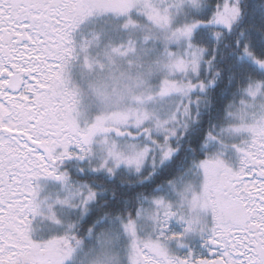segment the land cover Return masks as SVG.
<instances>
[{"label": "snow or ice", "instance_id": "snow-or-ice-1", "mask_svg": "<svg viewBox=\"0 0 264 264\" xmlns=\"http://www.w3.org/2000/svg\"><path fill=\"white\" fill-rule=\"evenodd\" d=\"M133 10L164 40L157 94L178 102L167 118L143 107H117L82 127L78 91L66 75L75 53L72 33L100 13L128 16L123 28L134 29ZM177 14L181 22L173 25ZM136 52L129 39L105 48L103 59L86 57L85 64L115 78L117 59L131 68ZM233 89L240 99L228 105L235 121L228 131L249 134L234 145L238 169L218 157L203 160L201 190L186 186L176 203L154 198L153 207L137 214L154 222L153 232L138 236L121 193L135 200L170 175L198 144L202 125L195 121L204 117L203 108L211 112ZM133 99L142 105L152 96ZM94 142L101 145L103 171L81 195L82 205L97 200L84 220L95 245L84 264H119L113 252L119 228L131 238L129 264H264V0H0V264H64L82 245L70 234L32 239L31 217L39 214L34 181L64 180L56 162L83 160ZM225 208L239 218L224 219ZM201 212L211 213L210 224ZM173 217L185 224L183 233L168 232ZM190 232L204 235L206 255L170 251L169 241Z\"/></svg>", "mask_w": 264, "mask_h": 264}, {"label": "rangeland", "instance_id": "rangeland-1", "mask_svg": "<svg viewBox=\"0 0 264 264\" xmlns=\"http://www.w3.org/2000/svg\"><path fill=\"white\" fill-rule=\"evenodd\" d=\"M133 12H135V10L129 15ZM127 19L128 16H116L113 13L94 14L81 22L72 33L75 53L73 59L66 67V75L70 86L79 90L78 99L80 102L77 108V120L82 127L93 122L95 117L100 115L102 111L101 105L98 104L87 88V81L91 78L90 74H95L99 69L95 65H93L91 69L87 67L85 64L86 57L89 61L103 59L102 53L105 48L110 45L126 43L129 39L134 40L137 49L139 48L142 50L147 57L156 58L162 56L164 40L148 25L145 17L136 12V19L134 20L137 21L138 26L134 29L123 28ZM181 19V15H175L172 21L173 25L179 24ZM145 37H148V39L146 40ZM171 47H176V45L173 44ZM114 71L117 73L118 69L116 68ZM163 78L164 74L161 72L154 74L149 79L148 87L151 89L149 95L152 96V99L146 100L144 103V107L159 118H167L178 102V98L176 97H161L157 94ZM227 116L228 119L225 126L217 128L216 132L213 130V133H209L204 148L210 152L212 149H219L225 146L227 149V156H220V153L225 151H216L211 155L210 159L218 157L228 166H234L240 161V156L238 155L240 153L237 152L234 145H239L242 141L248 139L249 134L246 132H229V127L233 125L235 121L228 114ZM196 122L197 120L195 123ZM96 140H100V137H97ZM91 147L92 151L89 155L85 156L83 160L79 159V155L65 157L62 160L69 161L73 159V162L81 167V171L100 174L103 171L98 167V163L103 155L101 145L94 142ZM70 151L78 152V149H76L75 146H71ZM60 161L56 162L55 167L57 169V174H65L66 178L64 180L42 176L34 181V184L38 188L36 202L39 204V214L31 217L30 235L32 239L38 242L46 241L53 237H61L66 234L81 238L82 245L74 250L72 256L66 259L64 264H84L85 253L91 252L95 245L90 242L87 233L84 232L83 236H81L82 231L78 228V219L83 220L85 218L88 213V208L93 203L94 199L89 201L87 205H82L80 201L84 191L87 188L93 187L94 184L73 180L69 171L63 166H60L62 164ZM200 164L201 162L193 161L191 166L189 165V167H186L189 169H187L183 176L169 182L166 187L159 189L156 196L147 199V202L145 201L146 205L137 209L135 215L132 217L137 219L138 236L144 237L153 232L155 227L154 222L148 219H142L138 217L137 214L144 209L153 207L154 198L163 197L172 203H176L180 198L179 193L183 191L186 186L191 185L192 190L195 192L201 190L203 171L202 168H200ZM98 193H101V191ZM61 201L67 202L61 203ZM50 215H55L56 221H59V223L49 219ZM200 215L209 224L211 223L210 212H201ZM184 228L185 224L175 217L168 221V232L170 234L183 233ZM203 239H205V237L201 233L190 232L185 234L179 242L176 240L169 241L168 247L170 251L177 256L184 257L191 253L193 256L198 257L202 256L203 252L207 253V249L202 250V253L199 251L197 253L193 251L191 246L196 241H200L201 244ZM130 244V236L125 233L122 228H119L113 243V252L119 264H129L128 252L130 250Z\"/></svg>", "mask_w": 264, "mask_h": 264}, {"label": "clouds", "instance_id": "clouds-1", "mask_svg": "<svg viewBox=\"0 0 264 264\" xmlns=\"http://www.w3.org/2000/svg\"><path fill=\"white\" fill-rule=\"evenodd\" d=\"M134 64L130 68L126 61L117 59V73L113 74L105 70L90 74L91 78L87 81V88L92 96L101 105L102 111L112 110L114 108L126 107H144V104L137 105L133 99L136 96L147 97L151 91L148 87L149 79L156 73H161L159 65L162 63V57L149 58L145 53L137 49L134 56L129 57ZM123 72V78L119 73ZM78 97H79V90ZM238 213L230 208L224 209V219L235 222L238 219Z\"/></svg>", "mask_w": 264, "mask_h": 264}, {"label": "trees", "instance_id": "trees-1", "mask_svg": "<svg viewBox=\"0 0 264 264\" xmlns=\"http://www.w3.org/2000/svg\"><path fill=\"white\" fill-rule=\"evenodd\" d=\"M131 17L133 19H136V12H133L131 14ZM119 21H122V20H119ZM239 99H240V94L236 92L235 89H233L232 91L226 92L224 94L223 99L215 105L214 110H212L211 112H209V108L211 106H206L203 108L205 115L202 119L198 118V121L196 122L197 124L202 125V134L200 136L197 146L195 148H190L185 158L179 164V166L174 167V170L170 175H165L161 177L158 184L155 185L151 191L141 189L142 195L140 196V198H137L135 200H130L129 196L126 193H121V196L125 202L124 215L129 214L131 216H134L137 209L146 205L147 199H150L156 196L159 192V189L166 187L169 184V182L173 180H177L178 178L183 176L185 174L184 172H185L186 167H188V165H190L193 161L204 157V151L202 150V148L204 146V143L206 142L207 135L214 129H217L219 127H223L226 125L228 105L233 102H238ZM73 161H74L73 159L69 161L62 160L60 161L62 163L60 166H63L66 170L69 171L73 180L75 181L78 180L80 182H87L88 184H95L96 181L94 177L99 174L81 171V167L77 166L78 164L74 163ZM101 193L104 194L103 191H101ZM101 193L99 194L103 195ZM96 203H97V200L94 199L93 203L89 206L88 213L92 211L91 206L95 205ZM78 220H79L78 228L80 229V231H82L81 233H84L85 232L84 231L85 218L83 220L81 219H78Z\"/></svg>", "mask_w": 264, "mask_h": 264}, {"label": "flooded vegetation", "instance_id": "flooded-vegetation-1", "mask_svg": "<svg viewBox=\"0 0 264 264\" xmlns=\"http://www.w3.org/2000/svg\"><path fill=\"white\" fill-rule=\"evenodd\" d=\"M205 146V145H204ZM204 146H203V148H202V150L204 151V157L203 158H200V159H198V161L197 162H202L203 160H206V159H210V157H211V155H213V153H215L216 151H220V152H223V151H225V152H223V153H220V156H227L228 154H227V149H226V147L224 148V147H220L219 149H212V150H210V152L209 151H207L205 148H204ZM239 156H240V158H241V154H238ZM239 158V159H240ZM239 164H240V161H239V163L237 164H235L234 166H230V167H232L234 170L235 169H238V167H239ZM200 174H201V172H200ZM194 245V246H193ZM193 245L191 246V248L193 249V251L194 252H197L198 253V251L199 252H201L202 253V250H205L206 248H205V246H204V239L202 240V243L200 244V241H196V242H194L193 243ZM197 245V246H196ZM196 247H197V249H196ZM195 248V249H194ZM196 250V251H195ZM203 255H206V252H203L202 253Z\"/></svg>", "mask_w": 264, "mask_h": 264}]
</instances>
